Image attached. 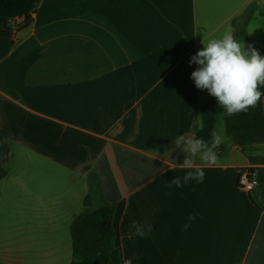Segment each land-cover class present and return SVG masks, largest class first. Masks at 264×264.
Instances as JSON below:
<instances>
[{
	"label": "crops",
	"instance_id": "1",
	"mask_svg": "<svg viewBox=\"0 0 264 264\" xmlns=\"http://www.w3.org/2000/svg\"><path fill=\"white\" fill-rule=\"evenodd\" d=\"M251 6L248 41L264 56V0H42L28 28L0 19V148L10 151L0 264L72 263L90 173L116 208L122 263L264 264V96L217 118L224 143L217 165L196 158L202 183L168 187L190 171L175 138L214 98L189 61L202 42L235 37ZM245 169L259 183L250 194L238 186ZM134 220L150 234L135 235ZM16 235L22 245L8 240Z\"/></svg>",
	"mask_w": 264,
	"mask_h": 264
},
{
	"label": "clouds",
	"instance_id": "2",
	"mask_svg": "<svg viewBox=\"0 0 264 264\" xmlns=\"http://www.w3.org/2000/svg\"><path fill=\"white\" fill-rule=\"evenodd\" d=\"M234 29L225 31L222 37L213 38L206 43L202 42L203 49L192 56L190 64L195 63L199 67L191 73L198 89H206L215 97L219 106L225 111L223 116L231 117L240 112H247L249 108H255L261 99L260 87L264 86V56L251 45L245 46L235 39ZM194 127L203 130V122L197 116V124ZM211 140L198 138L196 132L178 135L174 142L177 148L186 153L183 163L178 165L184 169H190L182 177H175L168 187L182 188L189 181L202 183L205 172L196 158L206 166L218 164L216 149L224 143V137L216 130L210 133ZM170 194V193H169ZM199 215L190 213L183 230L191 226V221ZM135 235L144 237L150 234L151 224H143L140 221H132ZM133 259H123V264H133Z\"/></svg>",
	"mask_w": 264,
	"mask_h": 264
},
{
	"label": "trees",
	"instance_id": "3",
	"mask_svg": "<svg viewBox=\"0 0 264 264\" xmlns=\"http://www.w3.org/2000/svg\"><path fill=\"white\" fill-rule=\"evenodd\" d=\"M42 0H0V19L7 23L16 19H24L22 28L32 25V13ZM255 6H251L243 18V27L236 30L235 39L249 43L246 27L255 14ZM237 25V22L236 24ZM250 44V43H249ZM264 96V86L260 87ZM196 115L203 122V130L194 127L198 138L211 140L210 133L214 130L217 118L224 109L214 97L210 102L198 107ZM10 151L7 146L0 148V180L8 174ZM89 192L84 200L83 212L75 217L70 226L72 241L71 264H123L120 252L115 245L114 216L116 208L105 199L100 175H88Z\"/></svg>",
	"mask_w": 264,
	"mask_h": 264
},
{
	"label": "built area",
	"instance_id": "4",
	"mask_svg": "<svg viewBox=\"0 0 264 264\" xmlns=\"http://www.w3.org/2000/svg\"><path fill=\"white\" fill-rule=\"evenodd\" d=\"M238 186L248 194L255 191L259 186L256 178V173L252 169H245L240 171L238 177Z\"/></svg>",
	"mask_w": 264,
	"mask_h": 264
},
{
	"label": "rangeland",
	"instance_id": "5",
	"mask_svg": "<svg viewBox=\"0 0 264 264\" xmlns=\"http://www.w3.org/2000/svg\"><path fill=\"white\" fill-rule=\"evenodd\" d=\"M18 236H19V238H18ZM17 238H18V242H19V244L22 245V244H23V236H20V235L11 236V237L8 238V240H9V241H12L11 243L13 244V243L17 240ZM13 247L15 248V246H13ZM15 250H16V249H15ZM16 251H17V250H16Z\"/></svg>",
	"mask_w": 264,
	"mask_h": 264
}]
</instances>
